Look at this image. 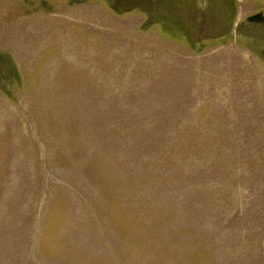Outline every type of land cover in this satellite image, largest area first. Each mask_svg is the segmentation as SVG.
<instances>
[{"label":"rangeland","instance_id":"rangeland-1","mask_svg":"<svg viewBox=\"0 0 264 264\" xmlns=\"http://www.w3.org/2000/svg\"><path fill=\"white\" fill-rule=\"evenodd\" d=\"M264 0H0V264H264Z\"/></svg>","mask_w":264,"mask_h":264},{"label":"water","instance_id":"water-1","mask_svg":"<svg viewBox=\"0 0 264 264\" xmlns=\"http://www.w3.org/2000/svg\"><path fill=\"white\" fill-rule=\"evenodd\" d=\"M249 22L263 23L264 22V13L257 12L247 17Z\"/></svg>","mask_w":264,"mask_h":264}]
</instances>
